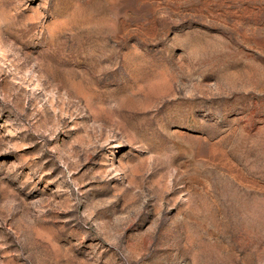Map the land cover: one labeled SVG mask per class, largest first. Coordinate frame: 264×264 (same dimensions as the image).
Masks as SVG:
<instances>
[{
    "label": "rangeland",
    "instance_id": "1",
    "mask_svg": "<svg viewBox=\"0 0 264 264\" xmlns=\"http://www.w3.org/2000/svg\"><path fill=\"white\" fill-rule=\"evenodd\" d=\"M0 264H264V0H0Z\"/></svg>",
    "mask_w": 264,
    "mask_h": 264
}]
</instances>
